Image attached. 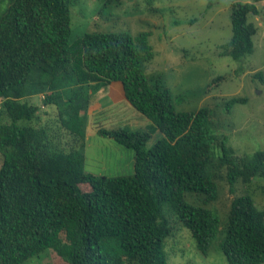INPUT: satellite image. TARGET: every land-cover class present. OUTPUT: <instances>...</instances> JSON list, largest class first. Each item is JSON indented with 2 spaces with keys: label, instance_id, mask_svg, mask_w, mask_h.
Instances as JSON below:
<instances>
[{
  "label": "trees",
  "instance_id": "obj_1",
  "mask_svg": "<svg viewBox=\"0 0 264 264\" xmlns=\"http://www.w3.org/2000/svg\"><path fill=\"white\" fill-rule=\"evenodd\" d=\"M259 1L231 3L232 34L221 54L239 60L252 52L256 26L248 15L260 14ZM70 35V0H9L0 14V120L8 119L0 121V264H22L46 250L67 264H170L166 211L202 252L219 232L230 264L264 262V207L252 194L234 195L223 221L209 205L222 171L230 190L264 180V148L235 155L220 139L214 156L209 107L177 110L161 78L146 75L153 57L147 32ZM113 81L149 123L145 130L98 128L132 150L133 173L111 177L84 169L83 148L87 111ZM37 93L55 106L67 147L54 146L48 127L34 123L39 105L26 97ZM245 101L232 96L224 105ZM156 132L161 137L147 147Z\"/></svg>",
  "mask_w": 264,
  "mask_h": 264
},
{
  "label": "rangeland",
  "instance_id": "obj_2",
  "mask_svg": "<svg viewBox=\"0 0 264 264\" xmlns=\"http://www.w3.org/2000/svg\"><path fill=\"white\" fill-rule=\"evenodd\" d=\"M234 1L250 0H212L209 8L207 0H70V41L93 31H126L131 35L147 32L153 57L145 62L146 75L161 78L177 110L209 107L207 127L217 135L212 147L214 156L221 153L220 139H224L235 155L251 154L264 148V0L258 2L260 14L248 15L256 26L253 50L239 60L220 52L231 38L230 11ZM8 3L9 0H0V14ZM257 72L260 75L256 76ZM217 76L221 78L216 79ZM232 96H245L246 101L228 109L224 102ZM116 97L108 86L96 93L93 102L98 101L102 107L92 116L86 115L83 148L84 169L111 177L133 173L132 150L99 134L98 128L127 125L131 130H145L149 123V119L132 106L120 110L122 103L114 102ZM26 99L39 105V120L34 123L48 127L54 146L67 147L70 137L60 124L55 106L44 105L40 93ZM7 120L5 114L0 121ZM159 137L160 132L154 133L146 146L150 147ZM1 158L0 154V163ZM222 173L218 179V197L209 204L217 209L222 221L233 196L245 189L259 207H264L263 179H253L248 185L237 182L230 190L224 171ZM189 193L185 192V198L192 201ZM194 200L197 199L194 197ZM166 212L172 226L171 236L165 243L170 264H230L220 248L222 235L219 232L202 252L190 231L173 213ZM22 264L67 263L52 250H46Z\"/></svg>",
  "mask_w": 264,
  "mask_h": 264
},
{
  "label": "crops",
  "instance_id": "obj_3",
  "mask_svg": "<svg viewBox=\"0 0 264 264\" xmlns=\"http://www.w3.org/2000/svg\"><path fill=\"white\" fill-rule=\"evenodd\" d=\"M108 87L110 88V91L112 93H116L117 94V97L116 98H113L114 99V102L121 101L122 107H121L120 110L124 109L125 107H129V108L131 107V105L128 103V101L124 97V94H123V91H122V86H121V83L120 82L113 81V82H111L108 85ZM101 107H102V105L98 104V101H95L94 100V102L90 105V108L88 109L87 113H89V116H92ZM128 113H130V112L128 111ZM123 126H127V125H123Z\"/></svg>",
  "mask_w": 264,
  "mask_h": 264
}]
</instances>
